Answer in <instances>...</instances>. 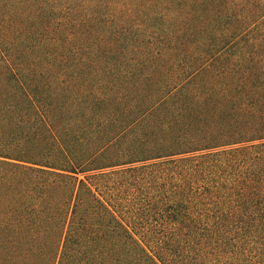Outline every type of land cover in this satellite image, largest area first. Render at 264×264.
<instances>
[{
	"label": "trees",
	"instance_id": "obj_1",
	"mask_svg": "<svg viewBox=\"0 0 264 264\" xmlns=\"http://www.w3.org/2000/svg\"><path fill=\"white\" fill-rule=\"evenodd\" d=\"M0 264H264V0H0Z\"/></svg>",
	"mask_w": 264,
	"mask_h": 264
}]
</instances>
